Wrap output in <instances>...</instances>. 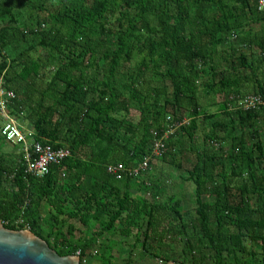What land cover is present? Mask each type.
<instances>
[{
	"label": "trees",
	"instance_id": "1",
	"mask_svg": "<svg viewBox=\"0 0 264 264\" xmlns=\"http://www.w3.org/2000/svg\"><path fill=\"white\" fill-rule=\"evenodd\" d=\"M1 88L30 140L70 151L37 178L22 150L0 147L5 228L28 229L61 256L79 252L80 264L114 233L142 237V248L178 234L193 264H264V104L241 103L264 98L258 0H0ZM175 122L154 154V133ZM190 149L196 206L186 218L153 167L160 158L178 170ZM145 158L139 177L106 170Z\"/></svg>",
	"mask_w": 264,
	"mask_h": 264
},
{
	"label": "rangeland",
	"instance_id": "2",
	"mask_svg": "<svg viewBox=\"0 0 264 264\" xmlns=\"http://www.w3.org/2000/svg\"><path fill=\"white\" fill-rule=\"evenodd\" d=\"M202 140L197 138L193 143L194 149L201 148ZM20 149L19 146H16ZM196 153L194 150H185V154L182 157V167L177 169H172L167 162L162 161L157 158L154 161L153 174L156 177H164L167 180L165 187V193L163 195L164 199L167 196L173 195L175 198L180 200L181 209L187 214L186 218H191L194 215V208L196 206L193 189L194 184L187 180V170L191 163L195 161ZM142 176V175H141ZM154 176V177H155ZM150 197V194H146ZM43 227L48 225L46 218L43 219ZM79 230H83L84 227L77 221H74ZM170 226H176L177 222L173 220H168L164 222ZM28 230V229H24ZM79 235V232H76ZM185 238L180 235L167 236L165 240L158 241L155 237L151 236L147 241V244L142 248V237L136 242L135 235L132 233L128 237L121 236L118 233L112 235L104 234L100 238L106 246L101 250L99 246H94L88 250L86 257L83 259L82 264H89L95 257L99 258L100 253H105L109 255V263L104 264H125L128 260L130 264H170L171 262L178 264H193L191 256L189 254L183 255V246ZM77 256V255H76ZM174 261V262H173Z\"/></svg>",
	"mask_w": 264,
	"mask_h": 264
},
{
	"label": "built area",
	"instance_id": "3",
	"mask_svg": "<svg viewBox=\"0 0 264 264\" xmlns=\"http://www.w3.org/2000/svg\"><path fill=\"white\" fill-rule=\"evenodd\" d=\"M258 8L264 11V0H258ZM14 98L12 92L0 89V116L3 120L0 134L6 141L19 143L22 147L24 172L30 176L41 178L44 177L51 166L58 165L61 161L70 155L67 148L59 147L52 148L48 144H42L38 141L29 140L23 133L18 120L10 114L9 104L11 99ZM244 109L257 107L259 104H264V98L258 95H246L242 101ZM166 121L171 122L170 117L167 116ZM184 123H187L185 120ZM180 123H168L165 131L161 137H157L154 133L152 142V151L154 154L159 155L164 145V140L178 128ZM149 158L133 168H126L122 165H107L106 170L109 174L113 175L116 179L123 178L126 174H131L132 177H139L143 172L148 169ZM79 252H77L78 256ZM174 262V261H173ZM170 264H178L176 262Z\"/></svg>",
	"mask_w": 264,
	"mask_h": 264
},
{
	"label": "water",
	"instance_id": "4",
	"mask_svg": "<svg viewBox=\"0 0 264 264\" xmlns=\"http://www.w3.org/2000/svg\"><path fill=\"white\" fill-rule=\"evenodd\" d=\"M0 264H80L76 255H59L29 230H11L0 221Z\"/></svg>",
	"mask_w": 264,
	"mask_h": 264
},
{
	"label": "crops",
	"instance_id": "5",
	"mask_svg": "<svg viewBox=\"0 0 264 264\" xmlns=\"http://www.w3.org/2000/svg\"><path fill=\"white\" fill-rule=\"evenodd\" d=\"M3 120L0 116V127L2 126ZM18 123L23 131V133L26 135V137L30 140L32 139V127L29 126L28 122L25 120H18ZM16 146H19L20 149H17ZM1 152L10 154L11 156L18 155V153L22 150L21 144L19 143H13V142H2L0 143Z\"/></svg>",
	"mask_w": 264,
	"mask_h": 264
}]
</instances>
